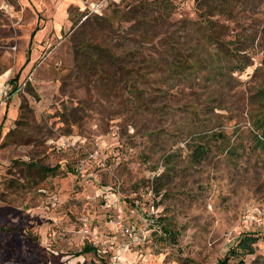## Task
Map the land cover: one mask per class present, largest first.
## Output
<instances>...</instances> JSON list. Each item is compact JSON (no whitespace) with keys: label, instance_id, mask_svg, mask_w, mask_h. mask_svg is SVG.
<instances>
[{"label":"rangeland","instance_id":"obj_1","mask_svg":"<svg viewBox=\"0 0 264 264\" xmlns=\"http://www.w3.org/2000/svg\"><path fill=\"white\" fill-rule=\"evenodd\" d=\"M201 1L107 0L99 13L73 7V25L21 70L10 95L33 13L21 11L19 0H0V225L13 227L0 235V264H218L249 231L257 237L253 251L229 255L228 264H264V149L250 126L264 89V0L225 3L224 12L206 15L210 28L198 16ZM93 15L108 19L110 43L123 48L114 52L136 66L132 85H112L82 64L90 32L83 25ZM209 30L248 65L223 75L214 67L172 74L161 59L176 43L180 51L196 46L204 64L212 60L216 42L203 37ZM214 130L235 151L224 138L205 137L210 151L192 164L190 144ZM95 151L83 180L76 164ZM29 162L55 172L42 176ZM165 170L166 193L157 195L152 187ZM118 213L146 232L125 250L110 224ZM84 244L99 252L74 255Z\"/></svg>","mask_w":264,"mask_h":264},{"label":"trees","instance_id":"obj_2","mask_svg":"<svg viewBox=\"0 0 264 264\" xmlns=\"http://www.w3.org/2000/svg\"><path fill=\"white\" fill-rule=\"evenodd\" d=\"M212 0H202L200 2V5L202 6H196L199 14L198 16L201 17V20L206 21V15L208 13L213 12H224L226 9V6H223L227 2H234L237 0H214L217 2L216 4H208V2H211ZM204 4V6H203ZM208 4V6L206 5ZM202 17H205L204 19ZM87 29L90 30V32L87 34L89 38H87L85 41L81 43L82 50H79L81 57L83 58L82 64L87 68L91 69L93 68L95 73H99L103 75L104 81H110L112 85H118V82L120 83H127L134 82L132 79H130L131 75L135 73L136 77L137 74L135 69L136 66H127L125 65L127 57H124L120 55L117 52H114L116 49H123L122 43L119 42L115 44H111L109 41V33H111L113 30L111 28V24L108 21V19L104 18V16H98L93 15L91 21L87 24L83 25ZM82 26V27H83ZM143 28H146V23L142 21ZM203 28H210L209 21L206 23L204 22V25H202ZM133 29L136 31L139 30V27L134 26ZM107 31V32H106ZM95 32H100L101 34L95 35ZM213 30H209L207 33H203V37L206 41H209L210 39H213L216 42V49L214 52H212L211 61H208L205 63V60H201L198 57L197 50L195 52L196 46L189 45L186 50L180 51V46L176 43V38H174V35L172 34L169 38L172 39L171 43H176V50L171 54V57L161 59L164 63L169 65V67L173 68L174 72L172 74L176 75H190L194 73V71H198L202 69V72L206 74L209 70V67H214L217 69V74L223 75L224 70L226 67H229L232 71H241L243 70L247 65L245 63L239 64L241 62V59L237 56L236 52H233V50H228V48L225 46V44L219 40H215L216 36L213 34ZM108 33V34H107ZM139 35H141V32H139ZM175 39V40H173ZM81 48V46H80ZM79 49V47L77 48ZM236 49V48H234ZM78 52V50H77ZM76 52V53H77ZM126 54V53H125ZM79 55V54H78ZM233 57L234 61L232 64H222L224 60H231ZM170 59V60H168ZM243 60V58H242ZM155 65H159L158 63H155ZM122 70V74L124 75V78L121 80H117L116 78L118 73L117 70ZM164 70V69H163ZM165 71V70H164ZM18 75L14 76L10 81L15 82ZM137 81V80H135ZM10 82V83H11ZM17 89L16 84H14L10 90V95L15 92ZM141 94L142 91H139ZM256 99L259 107V111L257 113L251 114V135L253 137L255 146L259 149H264V89L258 90L256 92ZM218 139L224 138L222 140V143H224V146H226L230 151H235V145L231 144L230 141H228L225 137V133H222L221 131L214 130L211 132V134L207 136H200L199 138L201 140L194 141L190 144L191 146V152H190V162L192 164L194 163H200L203 158L209 153L210 148L207 140L205 139ZM28 169H31V167L36 168V172L44 175H49L51 173L55 172V166L54 167H46L38 165L36 162H29L27 164ZM168 170H165L161 175L157 176L156 182L154 184V187H152V190L159 195L160 193L165 194V185L166 182H163L168 179V176L170 175L167 173ZM13 227L11 226H4L0 225V235L8 234ZM160 229L162 232L165 231L166 236L173 239L174 233L172 230L168 229L167 227H163V225H160ZM257 240V237L255 236L254 232H243L242 237L240 238L238 244H237V250L235 248H231L228 250L226 255L219 259L218 264H228V256L229 255H239L240 253H249L253 251L252 243ZM99 252L95 246L92 244H84L82 248L75 252L74 255H83L87 253H93L97 254ZM101 264H106V262L101 260ZM237 264H245L242 259H239Z\"/></svg>","mask_w":264,"mask_h":264},{"label":"crops","instance_id":"obj_3","mask_svg":"<svg viewBox=\"0 0 264 264\" xmlns=\"http://www.w3.org/2000/svg\"><path fill=\"white\" fill-rule=\"evenodd\" d=\"M99 0H19L22 4L21 11L31 10L33 28L28 37L24 54V62L21 69L15 74L19 76L24 68L34 67L52 44L58 42L62 33H65L73 25L71 8L90 9ZM117 1V0H110ZM107 0L103 2V6ZM43 51H45L43 53ZM52 54H50L51 56ZM42 65V64H41ZM11 80V79H10ZM9 80V83L11 82ZM11 82V86L16 84Z\"/></svg>","mask_w":264,"mask_h":264},{"label":"built area","instance_id":"obj_4","mask_svg":"<svg viewBox=\"0 0 264 264\" xmlns=\"http://www.w3.org/2000/svg\"><path fill=\"white\" fill-rule=\"evenodd\" d=\"M105 0H99L96 3L93 4V6L90 8L91 11L99 13L100 9L102 8L103 2ZM97 154V152L95 151L94 153H90L87 157L85 158H81L75 167V171L77 173V175L82 178L83 180H87L88 178V173H87V163H88V158L90 157H95V155ZM256 215V214H255ZM255 215H248L246 216L247 219L252 220V221H256L259 222L262 219L260 217H257ZM111 226L115 228V230H117V232L120 233V235L122 236L123 240L125 239L126 242H122V250L128 249L129 248V244L132 240H136L139 237L142 238L143 236H145L146 232L143 230H137L135 229L132 225L130 224H125L122 220H121V215L118 213L115 218L113 220H111L110 222ZM84 232H87V226L86 224H84ZM121 256L120 254H115L113 256V259L116 262L121 261Z\"/></svg>","mask_w":264,"mask_h":264}]
</instances>
